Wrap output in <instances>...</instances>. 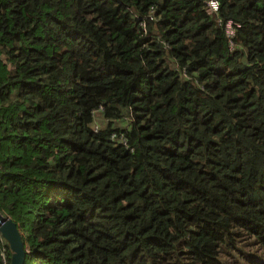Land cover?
<instances>
[{
  "label": "trees",
  "instance_id": "trees-1",
  "mask_svg": "<svg viewBox=\"0 0 264 264\" xmlns=\"http://www.w3.org/2000/svg\"><path fill=\"white\" fill-rule=\"evenodd\" d=\"M207 1L0 0L25 264H264V0Z\"/></svg>",
  "mask_w": 264,
  "mask_h": 264
},
{
  "label": "water",
  "instance_id": "water-1",
  "mask_svg": "<svg viewBox=\"0 0 264 264\" xmlns=\"http://www.w3.org/2000/svg\"><path fill=\"white\" fill-rule=\"evenodd\" d=\"M0 234L11 251L10 264H25L28 254L23 234L19 226L10 218L0 213Z\"/></svg>",
  "mask_w": 264,
  "mask_h": 264
},
{
  "label": "built area",
  "instance_id": "built-area-1",
  "mask_svg": "<svg viewBox=\"0 0 264 264\" xmlns=\"http://www.w3.org/2000/svg\"><path fill=\"white\" fill-rule=\"evenodd\" d=\"M207 8H208L209 13L217 14L220 10L219 2L216 0H208L207 1ZM220 24L225 28L226 37L228 38V40L230 42V48L233 50L235 48L234 38L236 36L237 28H239L240 26L231 20L228 21L227 23L220 21ZM0 254L3 258L4 264H7V259H6L7 250H6L4 243L0 246Z\"/></svg>",
  "mask_w": 264,
  "mask_h": 264
}]
</instances>
